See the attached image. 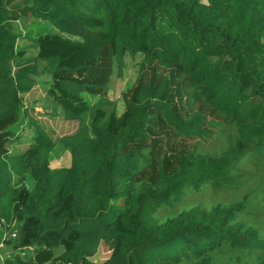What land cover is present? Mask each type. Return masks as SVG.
I'll use <instances>...</instances> for the list:
<instances>
[{"label": "trees", "instance_id": "trees-1", "mask_svg": "<svg viewBox=\"0 0 264 264\" xmlns=\"http://www.w3.org/2000/svg\"><path fill=\"white\" fill-rule=\"evenodd\" d=\"M126 55L141 59L118 112ZM58 149L68 166L51 165ZM249 154L264 165V0H0V264H95L101 244V264H264V189L185 200L240 191ZM241 250L263 258L222 257Z\"/></svg>", "mask_w": 264, "mask_h": 264}, {"label": "rangeland", "instance_id": "rangeland-1", "mask_svg": "<svg viewBox=\"0 0 264 264\" xmlns=\"http://www.w3.org/2000/svg\"><path fill=\"white\" fill-rule=\"evenodd\" d=\"M42 22L32 16H28L22 18L18 23V28L26 34L27 32H33L35 34L37 30V25ZM20 44L24 45V48L27 50H31L34 48V44L27 40V38H23L19 40ZM140 56L137 58H132L129 55L124 56L120 60L115 61L113 74L111 81L108 86V96L110 100H112L113 107L121 112L124 109V101L122 98V93L130 87L135 78L137 76V66L136 60H140ZM40 79L48 80V76H43ZM47 86L44 85L43 88ZM90 103H95L98 98L88 96L86 97ZM45 108H55L57 112L60 111L58 105H56L52 98L47 97V101L45 104ZM232 134H234L231 130L227 132H222L216 137L214 140L209 143L200 146V153L208 154L212 156L219 155L224 151L227 145L232 141ZM51 157L50 163L53 167H64L70 164V151H64L63 149H58L57 152ZM253 155H246L243 158V169L245 172V186L237 192H220L213 193L211 188H206L204 191L195 192L192 195H188L185 200L195 201L198 203H202L205 207H209L212 204L224 203L229 204L232 202L240 201L245 194L262 192L264 184V165L259 164L257 160H255ZM255 198L250 202V207H253V211H251L250 215L257 219L259 224H262L261 218L262 212H264V205L260 202V197L258 195H254ZM109 248L106 244H101L97 255L93 258V262L95 264H101L109 255ZM4 253L3 250H0V256ZM222 257L226 260H230L234 263H250L257 262L263 258V252L257 250H241V251H226L223 253Z\"/></svg>", "mask_w": 264, "mask_h": 264}]
</instances>
